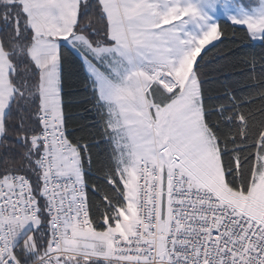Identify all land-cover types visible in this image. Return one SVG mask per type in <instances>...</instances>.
<instances>
[{
    "label": "snow or ice",
    "instance_id": "6c2138e0",
    "mask_svg": "<svg viewBox=\"0 0 264 264\" xmlns=\"http://www.w3.org/2000/svg\"><path fill=\"white\" fill-rule=\"evenodd\" d=\"M0 264H264V0H0Z\"/></svg>",
    "mask_w": 264,
    "mask_h": 264
},
{
    "label": "trees",
    "instance_id": "16d2710c",
    "mask_svg": "<svg viewBox=\"0 0 264 264\" xmlns=\"http://www.w3.org/2000/svg\"><path fill=\"white\" fill-rule=\"evenodd\" d=\"M224 47L227 48H232L235 52H237V54L240 53L241 48L243 47V45L240 44H236V45H232V44H228L226 43L224 45ZM70 111H72V114L75 115H79L80 113L76 110V109H71Z\"/></svg>",
    "mask_w": 264,
    "mask_h": 264
}]
</instances>
